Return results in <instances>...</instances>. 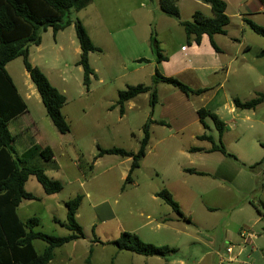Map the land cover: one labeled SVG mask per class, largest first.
Returning <instances> with one entry per match:
<instances>
[{"label": "rangeland", "instance_id": "1", "mask_svg": "<svg viewBox=\"0 0 264 264\" xmlns=\"http://www.w3.org/2000/svg\"><path fill=\"white\" fill-rule=\"evenodd\" d=\"M227 1L236 3L243 0ZM132 3H135L134 7L143 4L142 9L153 7L148 0H91L84 9L71 13V21L82 20L93 34V44L101 46V53L90 52L89 55V64L96 72V79L92 78L88 88L82 84L81 67L76 65L80 53L75 50L79 46L73 24L57 34V38L51 30L41 33L40 45L30 46L29 62L49 74L58 91L64 89L66 92L67 105L62 112L70 130L62 139H57L56 128L46 116L21 58L7 64L6 71L27 104L30 116L41 128L39 133L34 131L27 116L11 122L9 129L15 135L17 155L31 147L33 142L41 148L53 146L54 162H45L35 153L30 165L41 167L48 177L58 180L63 186L59 193L47 195L30 176L24 188L35 200L21 201L18 215L22 220L38 219L35 229L39 232L64 237L68 232L54 219L64 223L65 203L76 195L83 196L77 222L84 239L75 245L57 248L49 264H179L173 263L178 259L186 261V264H220L212 253L218 251L225 257L228 244L222 241L223 228L233 231L242 223L250 224L254 218L258 219L249 202L255 203V207L264 213L261 205L264 204V102L253 110L235 109L232 102L234 98L246 102L256 94L264 95V58H258V52L264 50V39L245 27V37H238L242 46L249 47L244 59L222 56L225 64L212 80V85L204 94L189 97L194 110L205 108L227 125L222 143L233 157L188 153L192 147L210 148L207 142L196 140L202 133L218 144L217 131L208 118L204 120L208 125L206 130L198 122L180 131L155 126L153 132L150 128L147 155L140 162L139 169L133 172L132 183H128L125 178L130 159L104 155L95 164L94 157L99 148L137 153L143 127L151 117V96L143 94L126 103L123 115L119 114L118 108L109 110V107L116 104L117 93L127 86H151L153 81L149 68L132 72L137 66L129 60L141 56L139 50L124 48L122 52L116 51L117 33H133L135 40L134 32L155 34L165 57L174 53L177 43L187 47L185 31L177 21L165 16L162 22L156 16L146 18L142 14L144 10H139L140 14L133 13ZM179 8L180 20L187 22L198 10L187 0H179ZM251 20L264 27V15H256ZM166 22L173 24L170 33L165 31ZM232 22L235 25L234 19ZM230 32L237 34L233 26L229 27ZM158 33L171 34L172 37ZM55 40L64 45L63 53L58 52ZM236 49L237 45L231 43L226 53L232 51L234 54ZM230 59L232 62L226 64ZM155 69L152 67L153 75ZM216 83L222 85L221 88L216 89ZM157 87L161 100L179 92L166 85L158 84ZM183 107L187 108V105ZM160 108L155 106L152 118L159 117ZM219 157L223 158L222 162L217 159ZM185 170L207 175H190ZM253 183L256 193H248L247 187ZM169 188L180 197L183 214L186 217L191 214L194 223L204 225L205 231L199 233L193 223L189 225L182 221L174 225L164 224L170 226L164 227L162 220L173 218L175 213L159 198H153V194L162 189L171 193ZM209 207L213 210L210 214ZM147 223L148 226L145 225ZM157 223L161 225L158 229ZM247 229L256 236L254 248L258 251L253 253V264H264V218L255 227L246 225L242 230ZM124 231L134 233L145 243L177 251L166 259L119 251L115 242ZM43 247V243L35 242L39 253ZM245 247V252L238 257V264L252 262L249 255L251 247ZM237 250L235 248V252ZM202 256L204 258L200 259ZM221 264L228 262L223 260Z\"/></svg>", "mask_w": 264, "mask_h": 264}, {"label": "trees", "instance_id": "2", "mask_svg": "<svg viewBox=\"0 0 264 264\" xmlns=\"http://www.w3.org/2000/svg\"><path fill=\"white\" fill-rule=\"evenodd\" d=\"M148 1L153 4L156 0ZM157 1L163 16L177 21L183 28L188 46L190 42L198 45L200 38L203 35H207L211 47L216 52H219L212 38L216 35H224L225 28L229 23V18L226 16V3L223 0H199L210 6L213 15L212 17H205L201 12L197 11L192 14L191 21L188 22L180 20V10L176 0ZM90 2L91 0H0V264H49L54 257L56 248L84 238L83 230L76 219L77 210L83 199L82 195H76L65 203V223L55 220L69 232L64 237L47 235L35 230L34 228L39 224L36 218H30L26 222H22L17 216L16 210L21 200H35V197L24 189V185L30 176L35 178L47 195L59 193L63 186L58 180L48 178L41 167L30 165L35 153L43 161L50 162L54 153L50 147L41 148L38 145H33L20 157L15 154L14 136L8 130V123L15 116H19L26 111V104L19 96L17 88L13 84L5 66L15 58H21L23 68L40 97L46 116L59 134H68L70 127L62 115V107L66 103V98L50 85L49 80L38 67L30 64L28 50L32 45L38 46L40 44L41 33L51 29L53 34H56L58 31L64 30L73 24L75 38L80 48V58L76 65L81 67L83 73L82 84L88 88L91 79L95 78V73L88 60L89 54L100 50L93 46L88 36L89 34L82 23L77 19L71 21L70 15L72 12L84 9ZM259 2L264 7V0H259ZM244 22L254 34L264 39V27H260L248 19H244ZM154 37L155 34H151L150 47L156 56V62L166 61L167 58L162 55V49ZM258 58H264V50L259 52ZM159 83L177 89L187 98L199 96L205 90L191 89L184 82L174 77H163L155 69L151 86L138 84L127 86L125 90L117 93V102L110 109L118 108L119 114L123 115L126 103L143 94L151 96L150 104L153 107L158 101L155 86ZM232 102L234 108L238 110H253L264 102V95L256 94L254 98L246 102L234 98ZM196 113L204 130L208 129L204 122L205 118H208L217 131L218 144L214 142L212 137L205 134L196 137L197 140L206 141L210 144V149L206 150V152H219L233 157L227 152L222 143V135L226 131L225 123L217 115L208 112L205 108L198 109ZM151 123L152 121L148 120L143 127L142 139L139 142L137 153L121 149L99 148L94 160L104 155L130 158L131 163L125 182L132 183V174L139 169L140 162L146 155ZM159 124L164 125L162 122H159ZM202 150V148L197 147L189 149L190 153ZM91 169L92 167L89 168V171ZM185 172L205 175L203 172L194 170H186ZM155 196L182 220L189 222L188 218H185L182 214L178 202L174 200L168 190L162 189ZM261 205L264 208V204L262 203ZM253 207L257 209L254 205ZM257 211L264 216V213H261L258 209ZM35 240L45 244L40 254L34 248L33 242ZM115 245L119 251H129L143 257L157 256L158 258L166 259L169 254L177 251L167 246L157 247L145 243L134 233L126 231L121 232Z\"/></svg>", "mask_w": 264, "mask_h": 264}, {"label": "crops", "instance_id": "3", "mask_svg": "<svg viewBox=\"0 0 264 264\" xmlns=\"http://www.w3.org/2000/svg\"><path fill=\"white\" fill-rule=\"evenodd\" d=\"M116 1H119V0H116ZM133 1H135V0H133ZM187 1L193 3L195 6H197L198 7L197 11L201 12L203 16L212 17L213 13H212L211 8L208 4H204V3L200 2L199 0H187ZM223 1L226 3V16L229 18V23L225 28V34L224 35H216L212 38L214 44L218 47L219 52H216L211 47L209 37L207 35H203L202 38H200V42L198 45L190 42V45L189 46L187 45V47H186L184 45L177 43V44H175L176 50L174 51V53H172V55H170L169 57H166L168 59V61L156 62L157 59L155 58V54L153 53V51L150 47V43H149V38L151 37V33H139V32H134L136 34L135 37L138 41L134 39L133 33L131 35H125L126 32H118L117 36H116L118 38L116 40L118 44L114 43L115 45L118 46L116 48V51L122 52L124 50V48L126 50H128V48H129V50L131 49V50H139L140 51L141 56L137 55V56H135L129 60L130 62L134 63V65L137 66V68H135L132 72L137 71V70H142L143 68H145L144 70L149 68V69H151L150 70L151 71L150 77H152V81H153L152 67H155L159 71V73L162 74L163 77H174V78L184 82L186 84V86H188L194 90L205 89L204 92L202 93V94H204L207 91L208 86L212 85V80L215 79V77L218 75L220 69H222L223 65L225 64V63H223V58H226L228 56H233V58H236V57L240 56L242 59H244V55L249 51V47L247 45L242 46V44L238 40L239 39L238 37H245V32H246L245 27H247L249 29V27L245 24L244 19H248V20L252 21L251 18L256 16V15H258V16L264 15V7L261 5L259 0H243L242 2H236V3L235 2L232 3L231 1L228 2L227 0H223ZM176 3H177V6L179 7V0H176ZM230 4L232 5V11H231L232 13L230 12ZM152 5H153V7L151 9L150 8L142 9V8H144L143 4L139 3V4H137L136 7H134L135 3L134 4L132 3L131 4V10L133 13H136V14H140L139 10H144L145 13H142L144 15V17L149 18V16H156V18L160 22H162L163 14L159 9L158 1L156 0ZM179 10H180V8H179ZM197 11H195V12H197ZM167 19H169V18H167ZM233 19L235 20V25L232 22ZM80 22L83 23L82 25L85 27L86 31L88 32V34H89L88 36L90 37L91 43L93 44V38H92L93 34L91 33L90 30L87 29V27L85 26V23L82 22V20ZM176 23H178V22H176ZM165 26H166L165 31L170 33L171 32L170 27H172L173 24L170 22H166ZM230 26H233L236 29L237 34H234V32L229 33V27ZM49 30H51V29H48L47 32ZM64 30L58 31L56 34H53L54 38H57V34L63 33ZM158 34L159 35H169L170 39L172 37L171 34H163V33H158ZM40 42H41V40H40ZM231 43H234L235 45H237V49L234 51V54L232 51L229 54H227L226 48ZM54 45L56 46L59 53L64 52V45L60 41L58 42L55 40ZM93 46L98 48L100 50L99 52L101 53V46H95L94 44H93ZM78 49H80V48H78V47L75 48L77 54L80 53V50H78ZM28 53H29V50H28ZM162 55H163V53H162ZM222 56H223V58H222ZM29 57H30V53H29ZM230 62H232V59H230L228 62H226V64H229ZM6 66H5V69H6ZM41 71L49 80L50 85L55 87L52 83V80L50 79L49 74H47L43 69ZM94 73H95L94 79H96V72L94 71ZM63 79L64 78H62V80ZM159 84H161V83H159ZM89 85H90V83H89ZM157 85L155 86V88H156L157 93H158L157 94L158 101L153 106V108H151V117L148 119V120L152 121V123L150 124V128H151L152 132L156 128L155 126H160V128L167 127L170 129H176V130L180 131V130H187L190 126H193L197 122L200 124L199 118H198L197 113H196L197 110H194V107L191 105L189 98H187L183 93H181L179 91V92H175L173 95H170L166 99L161 100V98L159 97V88L157 87ZM221 86L222 85H219L218 83H216V86H214V87L217 89V88H221ZM59 92L65 96L66 92L64 89L60 90ZM18 93H19V91H18ZM202 94H200V95H202ZM19 96L21 97L20 94H19ZM33 97L36 98V95L34 94ZM195 97H198V96H195ZM22 100L24 101L23 98H22ZM133 100L134 99H132L131 101H129L127 103H130ZM24 103H25V101H24ZM66 105H67V100H66V103L64 106H66ZM156 105H159L162 107V108H160L159 117L157 119L152 118L153 117L152 116L153 110H154ZM184 105L185 106L187 105V108L183 107ZM64 106L62 107V109L64 108ZM190 109H192V112H190ZM109 110H111L110 107H109ZM62 115H63V112H62ZM25 116L30 118V126H33L34 131L39 133L41 128H40L39 124L36 121H34V119L30 116V112H29L27 106H26V111L23 114H21L19 116L17 115L9 121L8 127L10 128L11 122H13L15 119H20V118H23ZM64 118H66V116ZM159 122H162L164 125H160ZM226 127H227V125H226ZM9 128H8V130L11 133ZM150 128H149V131H150ZM12 135L14 136V147H15V135L14 134H12ZM56 136H57L58 140L64 138L63 137L64 135L59 134L57 131H56ZM196 140H197V138H196ZM150 141H151V139H150V133H149L148 144L150 143ZM202 142H206V141H202ZM33 145H37V144L33 142L31 144V147ZM31 147H29L28 149H25L19 155H17V151H16V147H15V151H16L15 154L17 155V157H20L23 153L27 152ZM50 148L53 149V146H50ZM197 148H202L203 150L200 152H194V153H190V151L188 150V153L191 155L203 154V155H207L209 157H211V155H215V154H220L223 157L226 156V155H223L219 152L207 153L206 150L210 149L207 147H197ZM146 155L144 156V158L146 157ZM221 157L217 158L220 162H222L221 159H223ZM128 159H130V158H128ZM98 160H99L98 158L96 160H94L95 164L97 163ZM50 162H54V154H53V159ZM130 162H131V159H130ZM263 171H264V169H263ZM196 172H200V171H196ZM186 173L190 174V175H197V174H192V173H188V172H186ZM205 175H207V173H205ZM200 176H204V175H200ZM48 178H50V177H48ZM51 179H53V178H51ZM53 180H55V179H53ZM247 188H248L247 189L248 193H256V188H255L254 183L252 185L249 184ZM169 190L171 191L173 197L179 202V204H180L179 207H180V210L183 214L182 203L180 201V197L177 194H175L171 188H169ZM156 193L153 194L154 195L153 198L158 199V197L155 196ZM21 201H23V200H21ZM25 201H29V200H25ZM252 203L253 202H249L248 204H250V206L253 208V210L255 211L259 220L258 219L255 220V218H254L253 220H251L250 224L248 222L242 223V226L239 225V227L234 229L233 231H230L229 228L228 229L223 228L225 231H223L222 241H225L226 245L228 244L225 247V252H226L227 247L228 248L233 247V252H231L230 255H228V253L224 252L225 257H223V256H221V254L217 253L218 251L213 252L212 255L215 256L216 259H219L220 264L223 262V260L224 261L235 260V262L228 263V264H238L240 262L238 260V257L241 254H243L246 250L245 245H250V247H251L249 255H250V259L252 258L251 263L253 264V253L258 251L257 248H254V240H256V236L254 235L253 231H251V229H247V230H242V229H243V226L245 227L246 225H250V227H252V226L255 227L257 222L261 221L263 219V216L260 215L259 212L257 211V209H255L253 207V205L255 206L256 204L255 203L252 204ZM20 204H21V202L19 203L17 210H16L17 216L22 222H26L30 218L22 220L18 215V208H19ZM207 209L209 210L208 214L213 212L211 207H209ZM188 215H189V217H186L185 215H184V217L188 218L189 222L182 220V218H180L178 215L175 214V216L173 218L163 219L162 224L163 225L164 224L174 225V224H177L179 221H182V222L189 224V225L193 223L197 227V229L199 230L198 231L199 233L205 231V230H203L205 228L204 225L194 223V221L192 220L191 214H188ZM147 218H150V215H147ZM76 219H77V214H76ZM54 220H56V219H54ZM60 223H63V222H60ZM145 225L148 226L149 223H147ZM159 227H161V225L157 223L156 228L158 229ZM164 227H170V226L164 225ZM227 227H228V225H227ZM68 234H69V232H68ZM82 239H84V238H82ZM78 240H80V239H78ZM78 240L70 242L64 246L75 245V243ZM36 241H39V240H35L33 242L34 246H35ZM95 242H97V241H94V243ZM44 247H45V244H44ZM43 248H42V250H43ZM235 248L238 249L236 252H235ZM42 250H41V252H42ZM202 258H204V257L202 256L200 259H202ZM263 260H264V257H263ZM173 263L186 264V261L178 259L176 261H173Z\"/></svg>", "mask_w": 264, "mask_h": 264}, {"label": "built area", "instance_id": "4", "mask_svg": "<svg viewBox=\"0 0 264 264\" xmlns=\"http://www.w3.org/2000/svg\"><path fill=\"white\" fill-rule=\"evenodd\" d=\"M233 252V247H227L226 248V252L225 253H228V255H230V253ZM228 261V260H227ZM235 262V260H229L228 263H233ZM251 264V263H250Z\"/></svg>", "mask_w": 264, "mask_h": 264}]
</instances>
